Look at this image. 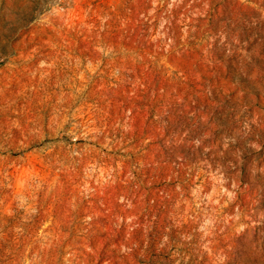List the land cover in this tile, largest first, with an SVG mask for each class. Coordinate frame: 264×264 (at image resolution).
I'll list each match as a JSON object with an SVG mask.
<instances>
[{"label":"rangeland","instance_id":"374dc122","mask_svg":"<svg viewBox=\"0 0 264 264\" xmlns=\"http://www.w3.org/2000/svg\"><path fill=\"white\" fill-rule=\"evenodd\" d=\"M0 264H264V0H0Z\"/></svg>","mask_w":264,"mask_h":264}]
</instances>
